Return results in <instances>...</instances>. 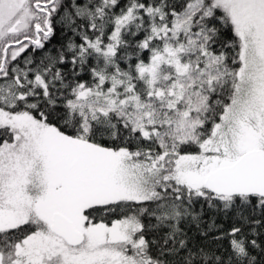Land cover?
I'll return each instance as SVG.
<instances>
[{
  "label": "snow or ice",
  "instance_id": "6c2138e0",
  "mask_svg": "<svg viewBox=\"0 0 264 264\" xmlns=\"http://www.w3.org/2000/svg\"><path fill=\"white\" fill-rule=\"evenodd\" d=\"M0 264H264V0H0Z\"/></svg>",
  "mask_w": 264,
  "mask_h": 264
}]
</instances>
